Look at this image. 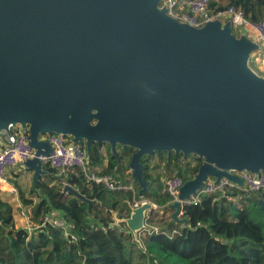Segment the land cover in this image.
<instances>
[{
  "label": "water",
  "instance_id": "1",
  "mask_svg": "<svg viewBox=\"0 0 264 264\" xmlns=\"http://www.w3.org/2000/svg\"><path fill=\"white\" fill-rule=\"evenodd\" d=\"M162 0H0V133L20 125L37 158L25 163L35 185L49 156L44 135L85 146L135 150L129 168L145 197L144 157L183 153L203 159L170 207L209 178L264 171V78L250 67L259 45L219 20L197 29L170 17ZM65 191L88 201L71 185ZM90 208L93 202L88 201ZM151 201L125 224L136 241Z\"/></svg>",
  "mask_w": 264,
  "mask_h": 264
},
{
  "label": "trees",
  "instance_id": "2",
  "mask_svg": "<svg viewBox=\"0 0 264 264\" xmlns=\"http://www.w3.org/2000/svg\"><path fill=\"white\" fill-rule=\"evenodd\" d=\"M232 5L242 9L250 21L264 19V0L218 1L212 8L222 10ZM117 152L118 156L114 155L109 144L102 149L94 144L89 155L91 165L117 183L133 182L139 194V184L129 168L135 150L118 146ZM190 158L196 165L187 161ZM154 159H141L143 175L150 184L144 198L168 209L170 198L152 187L157 180ZM159 161L185 182L192 180L203 164L198 156L185 159L183 153L175 152L163 153ZM43 170L46 174L30 191L39 198L38 203L15 185L22 206L32 212V233L17 228L13 209L2 199L0 190V264H264L263 192L244 198L232 191L228 193L231 200L221 199L219 194L202 196L198 203L184 206L182 216L187 224L178 228L180 225L172 221L170 230L142 236L143 249L125 224L117 223L131 215V192H111L102 185H90L78 170L70 171L69 184L93 202L90 208L88 201L64 192L62 179L56 177L58 173L50 164H44ZM54 211L62 212L66 223L75 225L78 241L69 240L62 227L45 224ZM151 215L153 223L156 212Z\"/></svg>",
  "mask_w": 264,
  "mask_h": 264
},
{
  "label": "built area",
  "instance_id": "3",
  "mask_svg": "<svg viewBox=\"0 0 264 264\" xmlns=\"http://www.w3.org/2000/svg\"><path fill=\"white\" fill-rule=\"evenodd\" d=\"M214 2H218V0H162L160 8H165L167 14L180 23L197 29L204 27L208 22L216 20L221 21L223 25L230 22L233 34L238 38L247 33H253L256 36L254 42L259 45V50L254 52L253 55L264 56V19L259 22L250 21L246 18L244 11L234 5L222 10L213 9L212 4ZM28 135V129H24L20 125L10 127L9 132L0 133V190L7 183L6 176L9 170L15 168L25 169L27 161L37 158V151L31 146ZM40 140L47 141L50 144L51 152L49 156H39L38 159L43 165L50 164L59 176L69 177L70 171L78 170L86 183L90 185H102L111 192H131L133 195V200L129 203L131 211L138 209L146 202L137 199L138 193L133 182H130L128 185L117 183L111 176L102 174L100 168L92 166L86 147L74 143L70 137L52 134L44 135ZM189 161H191V158ZM192 163L196 165L194 161ZM229 174L240 179L242 184L231 181L228 178H222L219 181L217 178H209L204 182V185L197 191L195 196H191L190 199L182 202L183 208L185 205L198 203L201 197L205 195L219 194L221 199L231 200L232 198L228 196V193L232 191L240 193L244 198H249L258 192L264 193L263 170L258 174L248 171L230 170ZM184 184L185 181L178 175L164 181L162 194L170 198V204L179 201L180 190ZM61 185L65 192L66 186L70 184L68 180H64L61 182ZM239 198H236V200ZM152 203L155 205L154 202ZM156 207L155 205V210ZM16 210H18V217L25 221V228L29 233L34 232L35 229L30 222L29 210L22 206L17 207ZM181 215H183V212ZM146 216V227L139 234L138 239H142L144 235L162 232L155 223L156 219H154L153 223L151 222V219H153L151 213H148ZM45 224L62 227L65 236L69 240L72 242L78 241V236L74 232L75 225L73 223H66L62 212H52L45 219ZM129 233L131 232L129 231ZM175 233L172 232L171 235Z\"/></svg>",
  "mask_w": 264,
  "mask_h": 264
},
{
  "label": "rangeland",
  "instance_id": "4",
  "mask_svg": "<svg viewBox=\"0 0 264 264\" xmlns=\"http://www.w3.org/2000/svg\"><path fill=\"white\" fill-rule=\"evenodd\" d=\"M220 3H223V4H227L228 3V1L229 0H218ZM246 36L248 37V38H250V39H252L253 41L254 40H256V36L253 34V33H247L246 34ZM253 55V54H252ZM252 55H251V57H252ZM249 67L254 71L255 69H254V66H253V63H252V60H251V58H250V60H249ZM256 67V66H255ZM260 73V72H259ZM262 74V73H261ZM258 75V74H257ZM258 76H260L261 78H264L263 76H261V75H258ZM42 137H44V136H42ZM155 160L156 161H159V157H157V155H155ZM155 161V162H156ZM187 161H189V159L187 160ZM192 161H193V159L191 158V161H189L190 163H192ZM188 163V162H187ZM17 174V175H16ZM155 175V177H157L158 178V180L159 181H161V178H166V179H168V178H170V177H173V176H175L176 175V171H170V172H168V173H166V174H162V175H160V176H157L156 174H154ZM34 176H35V174H34V172H26V169H22V168H15V169H11V170H9L8 172H7V182H10V181H8V178H10L11 180H13V181H15L16 182V186H18L19 188H21L23 191H25V193H26V195H27V197H29V198H33L34 199V202L35 203H38L39 202V198H37V197H35V196H32L31 195V193H30V191L31 190H35V183H34ZM56 177H58L60 180H61V182L62 181H64V180H68V176H59L58 174L56 175ZM57 178V179H58ZM161 184V183H160ZM14 185H15V183H14ZM15 186V187H16ZM4 187V186H3ZM4 190L3 189H1V193L3 192ZM8 192V193H7ZM5 193H7V194H10L9 193V191L7 190V191H5ZM1 197H2V199H5V200H7L6 202L7 203H9L10 205H11V207H12V209H13V217H14V219H15V221H16V226L17 225H19V227L21 228V227H23L24 225H25V222L24 221H22V219H20V217H18V210H16V208L17 207H19L18 205H20L21 204V202H20V200H19V197L17 196V197H14L13 195H12V198L9 196V195H7V196H5V194H3V195H1ZM14 197V198H13ZM15 198H17V201H14L15 200ZM137 198V197H136ZM137 199H139L140 201H150V200H148V199H143V198H141L140 196H139V198H137ZM4 200V201H5ZM152 202V201H151ZM22 205V204H21ZM20 205V206H21ZM170 206L172 205V204H169ZM27 210H29L28 208H26ZM158 209V210H157ZM169 209H171L170 207L168 208V209H164L163 211H162V216L163 217H165V216H167L168 214H169V216H168V220H167V222L164 224V226H166V227H163V225H159V222H155L157 225H158V227L160 228V230H166V231H168V230H170V227H169V224H171V222L172 221H174L173 220V218H172V215L174 214V210L172 209V211L171 210H169ZM156 210L157 211H159V208H157L156 207ZM156 210L154 211V212H156ZM29 212H30V210H29ZM17 217H16V216ZM30 215L32 216V212L30 213ZM160 215V214H159ZM158 215L155 217L156 219H157V221L159 220L158 219ZM175 222V221H174ZM175 223H177V222H175ZM177 224H179L180 226L178 227V228H182L183 227V224L182 223H177ZM24 227H26V226H24ZM145 239V238H144ZM144 240H141L140 238H139V247H141V248H143V249H145V245L142 243Z\"/></svg>",
  "mask_w": 264,
  "mask_h": 264
},
{
  "label": "crops",
  "instance_id": "5",
  "mask_svg": "<svg viewBox=\"0 0 264 264\" xmlns=\"http://www.w3.org/2000/svg\"><path fill=\"white\" fill-rule=\"evenodd\" d=\"M251 60H252V63H253L254 69H255L254 72L256 74L261 75V76L264 77V56H258V55L255 54V55H252ZM155 161L156 160L154 159V164L153 165L156 167V170L154 171V174H156L157 176H160L162 174L168 173L167 169L165 168L166 165L164 163H162V161H156V162ZM107 164H108V161L106 160L105 165H107ZM156 179L157 180H156V182L154 184H152V187L154 189H156V190H160V193L162 194V188H163V184H164V181L166 180V178L165 179L161 178V181H159L157 177H156ZM8 181H10V182H7L6 185H4V187H3L4 191L1 193V195H3V194H5V196L9 195L11 198H12V195L14 197H17L18 196V192H17V189L15 187L16 182L11 180L10 178H8ZM14 183H15V185H14ZM7 190L9 191L10 194H7L8 192L5 193V191H7ZM3 200H5V199H3ZM6 201L7 200H5V202ZM14 201H17V198H15ZM20 205H18V206H20ZM155 205L157 206V208H159V211H157L158 209L156 210V215L159 216V221H160L159 225H163V227H166V226H164V224L167 222V220H168L167 218H168L169 214L167 216L163 217L161 214H162V211L164 210V208L158 206L157 204H155ZM180 218L184 219L183 216H180ZM22 221H24V220L22 219ZM183 225H185V224H183ZM24 226H26V223H25ZM24 226L21 227V228L24 229L25 228ZM17 228L20 229L19 225H17Z\"/></svg>",
  "mask_w": 264,
  "mask_h": 264
}]
</instances>
